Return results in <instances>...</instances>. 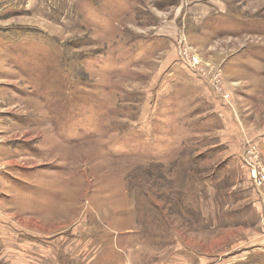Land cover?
Returning a JSON list of instances; mask_svg holds the SVG:
<instances>
[{"label":"rangeland","instance_id":"374dc122","mask_svg":"<svg viewBox=\"0 0 264 264\" xmlns=\"http://www.w3.org/2000/svg\"><path fill=\"white\" fill-rule=\"evenodd\" d=\"M0 264H264V0H0Z\"/></svg>","mask_w":264,"mask_h":264}]
</instances>
